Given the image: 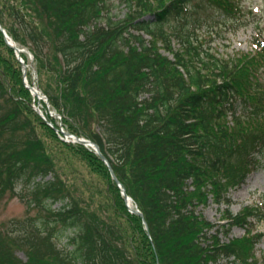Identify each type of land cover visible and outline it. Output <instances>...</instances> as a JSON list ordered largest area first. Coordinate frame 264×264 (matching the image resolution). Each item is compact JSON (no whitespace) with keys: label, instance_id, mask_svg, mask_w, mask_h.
Returning a JSON list of instances; mask_svg holds the SVG:
<instances>
[{"label":"trees","instance_id":"obj_1","mask_svg":"<svg viewBox=\"0 0 264 264\" xmlns=\"http://www.w3.org/2000/svg\"><path fill=\"white\" fill-rule=\"evenodd\" d=\"M243 1L0 0V23L34 56L63 126L100 146L144 215L131 212L98 154L60 140L34 111L0 31V204L10 191L36 211L0 221V264L262 261L264 200L237 215L226 209L215 232L197 213L211 195L230 206L229 191L264 168V30L255 24L251 52L213 45L219 25L234 34L250 26ZM47 140L104 182L99 208L60 175ZM234 227L245 236L230 238Z\"/></svg>","mask_w":264,"mask_h":264},{"label":"rangeland","instance_id":"obj_2","mask_svg":"<svg viewBox=\"0 0 264 264\" xmlns=\"http://www.w3.org/2000/svg\"><path fill=\"white\" fill-rule=\"evenodd\" d=\"M243 5L245 7V12L249 13V11L253 12L255 16L246 21H251L250 26L242 27L237 34H234L229 27L218 26V29L225 30L220 36L214 39L213 45L217 49L219 53L224 55H233L239 52H251L253 48V41L257 36L258 31L256 30L255 24L258 22L261 23L260 28L264 30V0H244ZM21 47V46H20ZM22 50H26L27 56V76L28 80L33 83L35 86L39 87V78L37 71L34 65V57L30 53L27 48L21 47ZM43 92V91H42ZM45 95V93L43 92ZM44 102V101H42ZM38 101L32 103V108L40 107L44 112L46 109L45 104L41 106H37ZM35 111V109H34ZM53 111V110H52ZM36 112V111H35ZM54 112V111H53ZM57 124H62L59 118H55ZM59 119V120H58ZM22 133H19L21 135ZM49 152L53 153V158L55 161V165L58 167V171L60 175H64L63 178L66 179L70 176L72 179H77L78 187L84 186L86 191V197H84L89 202L93 203L94 207L99 208L100 202L104 203L105 198L104 195L100 194L102 190H104V182L101 183L99 180L92 176L88 169L82 163L72 160V155L68 158V151L63 148L57 147L56 144L47 140L46 142ZM53 151V152H52ZM53 179V175H50L45 180ZM38 180H40L38 178ZM23 186L19 184L16 188V191H21ZM229 199L231 200V205L228 203H216L213 196H210V202L207 206H200L197 209V213L202 214L207 220L215 224L217 227L213 230L215 232L219 227V225L227 224V219L225 217V210L229 208L231 213L234 215L239 214L242 210L247 206H253L256 203L264 200V168H259L253 171L245 183L241 184L239 187H236L229 191ZM89 196L93 197L88 198ZM213 199V200H212ZM263 202V201H262ZM55 207H60V204H57ZM106 210V209H105ZM28 205L26 202L22 201L21 195H12L10 191H8L3 201L0 204V221H9L14 218H25L29 214L34 215L36 211L31 209V212H28ZM111 214V212H110ZM254 223H257L254 221ZM256 231L263 233L264 232V221L259 222L255 226ZM246 231L242 227H234L230 233V238H241L245 236ZM220 237L223 240H226L224 234H220ZM19 255L26 259L25 255L19 253ZM256 255L257 258L262 260L259 264H264V238L256 247Z\"/></svg>","mask_w":264,"mask_h":264},{"label":"water","instance_id":"obj_3","mask_svg":"<svg viewBox=\"0 0 264 264\" xmlns=\"http://www.w3.org/2000/svg\"><path fill=\"white\" fill-rule=\"evenodd\" d=\"M0 30L3 32V34H4V36H5V39H6V42L8 43V45H9L10 47H12V48L16 51V54H17L18 58L21 59V52H22V50H21L20 48H18L16 42L13 40L12 37H10V36L8 35L7 31L4 29V27L2 26L1 23H0ZM20 61H21L22 64H23L24 74H26V73H27V69H26L27 66L24 64V61H23V60H20ZM25 85H26V86L32 91V93H33L34 95L38 96L39 99H42V96L39 94V90H40L39 88L30 85V83H29L28 81H25ZM37 112H38L40 115L43 116L42 112H41L39 109H37ZM43 117H44V116H43ZM67 135H68V136H72V135H70V134H67ZM74 139H75L77 142H79V143H81V144H83V145H85V146H90V147H92V148L96 151V153H98V154L101 156V158L103 159V161L108 165L112 177H113L114 180L117 182L118 186L121 188V190H122V194L124 195L126 201H127L128 203H129L130 201H132V198H131V197L127 194V192H126V188H125V186H124V185L118 180V178L116 177V175H115V173H114V171H113V169H112L110 163L108 162L107 158L102 154L101 149H100V146H99L98 144H96L94 141L90 140V139H87V138H80V137H78V136H76V135H74ZM132 211H133L134 213L139 214L140 216H143V214H142V212H141L140 210L132 209ZM145 223H146V222H145Z\"/></svg>","mask_w":264,"mask_h":264}]
</instances>
